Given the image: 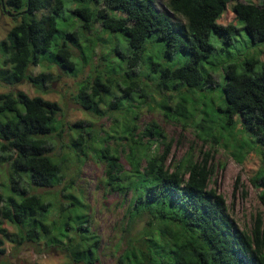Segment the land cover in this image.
Segmentation results:
<instances>
[{"label": "trees", "instance_id": "1", "mask_svg": "<svg viewBox=\"0 0 264 264\" xmlns=\"http://www.w3.org/2000/svg\"><path fill=\"white\" fill-rule=\"evenodd\" d=\"M1 4L14 21L19 19L0 40V81L5 85L26 81L46 92L52 73L29 72L44 62L73 77L82 73L96 56V43L108 42V36L97 35L94 41L85 36L97 25L100 33L124 35L128 52H102L95 73L78 86L75 102L95 120L107 116L112 123L103 135L91 120L68 124L72 136L69 154L63 157L51 152L53 138L64 132L60 105L23 91L0 93V173L5 180L0 183V254L5 253L6 242L14 248L43 242L46 248L65 251L72 264H98L99 236L89 226L90 208L82 192L64 194L66 204L56 193L51 199L29 193L32 188L61 184L68 162L82 163L90 156L104 166L106 193L116 192L127 202V226L116 245L118 264H264V219L256 214L248 231L235 225L223 196L209 187L213 169L208 154L194 159L189 151L170 160L171 141L163 127L153 120L143 127L138 124L148 97L146 84L140 83L145 79L171 94L169 102L165 98L158 105L166 118L185 127L199 112L197 128L213 142L233 138L239 125V132L253 137L264 152V61L246 54L242 68L239 63L223 66L226 107L217 112L207 103L218 81L206 68L215 52L209 40L213 33L225 35L223 41L229 44L243 29L253 43L264 42V1L257 5L167 0L170 13L154 0H1ZM229 6L242 27L219 23ZM64 12L77 22L60 31L58 18ZM148 43L151 51L161 48V60L178 57L182 63L169 67L146 56ZM70 46L78 48L79 57ZM114 55L119 57L118 72L106 66ZM215 123L226 133L215 136L211 131ZM233 156L241 161V156ZM3 163L8 164L7 171L2 170ZM251 181L264 186V170ZM68 182L64 191L75 185L73 179ZM238 183L236 179L234 190ZM259 199L264 207V189ZM4 222L15 232L3 227Z\"/></svg>", "mask_w": 264, "mask_h": 264}, {"label": "rangeland", "instance_id": "2", "mask_svg": "<svg viewBox=\"0 0 264 264\" xmlns=\"http://www.w3.org/2000/svg\"><path fill=\"white\" fill-rule=\"evenodd\" d=\"M239 1L243 3L252 2L260 5L264 0ZM69 2H72V0H69ZM154 3L160 10H165L170 13L167 8V0H154ZM74 5H80V2L75 1ZM75 18L69 13H62L61 17L58 18L60 31H64V27L67 24L74 28L72 23L75 24L77 22ZM18 21L19 19L14 21L12 17H9L4 12L0 0V40L6 37L7 32ZM219 23L222 25L233 23L238 27H242L240 21H236L231 11V6L224 11L219 19ZM97 35H101L104 39L108 36V42L102 43L100 41L96 43V46H94L96 56L88 62L83 72L75 77L65 74L56 64H49L48 62L30 67L29 72L32 75H37L42 71L52 73L53 80L49 82L46 92L42 90L41 92L38 91L26 81L16 85H5L0 81V93L23 91L30 97L40 95L45 100L55 101L60 105L63 112V121H65L64 132L60 136H55L51 144V152L56 153L60 157L69 154L68 145L72 133L67 129L68 124H73L80 120H91L94 122V126L101 129L100 133L103 135V129H109L112 123V120L107 116L95 120L73 98L80 83L89 79V73H95L94 71H96L99 65L98 58L102 52L106 53L108 49H119L123 53L128 52L126 37L121 33H100L99 26L97 25L92 31L86 32L85 34L87 38L93 41ZM224 38L225 35L213 33L209 39L215 48V52L210 62L206 63V68L216 77L218 84L214 89H211L212 94L207 103L209 106H207L213 107L214 112L223 111V108L225 109L226 107L222 92L224 78L221 69H223V66L227 63H239V69L242 68L241 64L245 60L246 54L257 55L259 60L264 61V42L253 43L243 29L232 37V42L229 44L224 43ZM151 46L150 43L147 44L146 56L151 55L152 58L169 67H175L182 63L183 59H179L178 57L171 61L161 60V48L154 46L153 51H151ZM71 51L74 56H80V51L75 46L71 47ZM49 52H51V48L47 53ZM44 59L42 58L41 62ZM117 60H119L118 55H114L108 61L106 65L108 71L113 68L116 71L119 69ZM139 68L143 69L144 67L141 65ZM115 69L113 70L115 71ZM140 83L146 84L145 91L148 97L144 106L141 107L142 111L138 124L143 127L146 122L153 120L163 127L167 142L171 141L169 159L178 160L189 151H191L194 159H201L208 154L209 165L213 169L209 187L215 188L223 196L226 202L227 214L234 221L235 225L241 230L248 231L251 227L252 219L256 214L260 213L264 219V207L259 199V194L264 189V186L261 184L254 185L251 181L261 170H264V152L255 143L254 138L240 133V126L238 125L236 127L237 129L234 130L233 138L227 140L225 139L227 137H223L217 140V142H213L201 128H197L201 115L199 112H195L189 124L184 127L183 123L163 116L158 107L159 103L165 98L169 102L170 99H168V96L171 94H165L157 90L154 82L142 79ZM171 106L174 105L171 104ZM205 112H208V109ZM221 114L225 117L224 112ZM234 119L239 121V116H235ZM211 131L215 136H218L220 131L221 133H226L220 127L216 126V123ZM160 149L163 148L161 147ZM233 154L241 156V161L237 162ZM2 166V170L7 171L8 164L3 163ZM72 179L75 185L70 190L64 191L63 186ZM236 179H239V183L236 190H234ZM104 181V166L102 163L88 156L82 163L76 162L71 164L68 162L65 179L61 184L53 188H32L29 190V193L41 194L47 199H51V194L56 193L58 194V200L66 204L68 201L63 196L64 194L71 193L78 195V191H81L83 202L90 208L91 217L89 226L92 232L99 236L98 264H118L117 258L120 251H118L119 249L116 245L121 231L127 226L124 218L127 202H122L121 196L116 192L107 194V190L103 184ZM1 182H5V180L0 173ZM51 219L53 217H50ZM3 227L12 233L16 230L13 225L7 222H4ZM4 247L6 251L4 254H0V264H72L69 262L65 251L58 248H46L43 242L27 243L19 248H14V245L6 242ZM120 247L122 250L124 245L122 244Z\"/></svg>", "mask_w": 264, "mask_h": 264}, {"label": "water", "instance_id": "3", "mask_svg": "<svg viewBox=\"0 0 264 264\" xmlns=\"http://www.w3.org/2000/svg\"><path fill=\"white\" fill-rule=\"evenodd\" d=\"M2 8L5 9V6L3 4H2ZM6 13L7 15L12 16V14H10L9 12H6Z\"/></svg>", "mask_w": 264, "mask_h": 264}, {"label": "clouds", "instance_id": "4", "mask_svg": "<svg viewBox=\"0 0 264 264\" xmlns=\"http://www.w3.org/2000/svg\"><path fill=\"white\" fill-rule=\"evenodd\" d=\"M9 16V15H8ZM9 17H12V16H9Z\"/></svg>", "mask_w": 264, "mask_h": 264}]
</instances>
